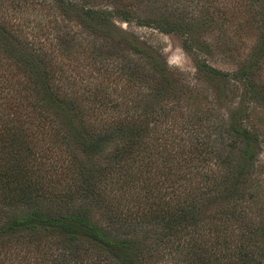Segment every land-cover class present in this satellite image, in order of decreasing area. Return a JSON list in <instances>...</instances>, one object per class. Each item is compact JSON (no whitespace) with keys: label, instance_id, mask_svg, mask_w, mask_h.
Returning <instances> with one entry per match:
<instances>
[{"label":"trees","instance_id":"16d2710c","mask_svg":"<svg viewBox=\"0 0 264 264\" xmlns=\"http://www.w3.org/2000/svg\"><path fill=\"white\" fill-rule=\"evenodd\" d=\"M155 1L0 0V264H264V136L215 109L264 107V0ZM117 21L251 53L192 84Z\"/></svg>","mask_w":264,"mask_h":264},{"label":"rangeland","instance_id":"374dc122","mask_svg":"<svg viewBox=\"0 0 264 264\" xmlns=\"http://www.w3.org/2000/svg\"><path fill=\"white\" fill-rule=\"evenodd\" d=\"M143 3L139 4L137 8L140 7V9L145 12L147 9L146 6L149 4ZM153 4V6L158 9V11H156L157 13L160 12L165 15H169L173 13L172 5L177 3L171 0H156ZM185 9L187 10V8ZM176 13L177 12H174L175 15ZM184 13H182V15L185 16ZM208 15L213 17L215 20L214 14L209 13ZM30 22V24H32L37 22V20H32ZM116 25L126 34L136 39L143 46V48L146 49V51H150L151 54H154V58H160L161 61L167 65V67L173 71L181 73L187 78L188 82H191L192 84H195L194 62H196V60L200 63L205 61L213 68L221 72H227L236 68L238 64L244 62L251 53V38H249L250 36L247 35V33H241L239 36H235L230 33L229 41H227L225 37L223 40V44H225V46H221L220 48H214L213 45L206 46L207 41L214 42L218 35L215 23L211 24L213 26H193L187 30L189 34L188 39L190 40L191 44H193L192 47L197 48L200 52L199 58L196 57L192 51L188 52L184 49L182 44L184 38L178 32L165 33L158 31L150 25L138 26L133 23L126 24L120 21H117ZM73 26H75V24H73ZM106 58H118V56L112 55L110 57L107 56ZM121 58L148 57H146L145 54H126ZM259 69V81L264 83V57L261 59V65ZM230 83L233 84V82ZM218 85L219 87L217 88L219 92L221 95H224L226 93V86L223 83ZM236 96L237 97H232V101L231 98L221 101L219 107H216L215 109H220L219 111H223L229 107L234 108L235 115L237 117H241L242 114L246 116L247 112L250 125L253 127V129L257 130L261 136H264V112L261 110L264 107L257 104L250 105L248 103L247 97L244 95L243 86L239 84ZM214 104L215 103L212 102L211 106L213 107ZM258 158L260 161H264V149L261 150Z\"/></svg>","mask_w":264,"mask_h":264}]
</instances>
